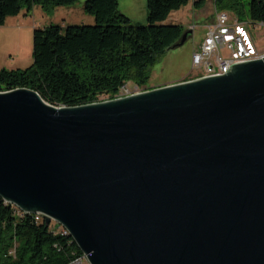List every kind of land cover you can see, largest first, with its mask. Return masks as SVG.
Masks as SVG:
<instances>
[{"label":"water","instance_id":"1","mask_svg":"<svg viewBox=\"0 0 264 264\" xmlns=\"http://www.w3.org/2000/svg\"><path fill=\"white\" fill-rule=\"evenodd\" d=\"M225 73L76 108L0 93V198L88 264H264V58Z\"/></svg>","mask_w":264,"mask_h":264},{"label":"trees","instance_id":"2","mask_svg":"<svg viewBox=\"0 0 264 264\" xmlns=\"http://www.w3.org/2000/svg\"><path fill=\"white\" fill-rule=\"evenodd\" d=\"M82 0H0V29L23 10L52 13ZM206 0H146L147 26L133 25L119 0H86L92 26H49L33 32V63L0 69V93L28 89L56 107L76 108L114 100L125 87L150 90L151 71L185 30L166 24L173 12ZM241 23L264 25V0H215ZM104 102V101H103ZM39 218V220H37ZM83 254L64 230L41 216L25 214L0 198V264H71Z\"/></svg>","mask_w":264,"mask_h":264},{"label":"rangeland","instance_id":"3","mask_svg":"<svg viewBox=\"0 0 264 264\" xmlns=\"http://www.w3.org/2000/svg\"><path fill=\"white\" fill-rule=\"evenodd\" d=\"M85 2L86 0H82L71 7H59L52 13H46L41 7L36 6L30 11L23 10L17 17L8 18L0 29V69L16 70L31 66L35 29L49 26L65 28L94 25V18L84 12ZM119 4L121 11L126 10V16L131 19L133 25L147 26L146 0H119ZM216 8L215 0H206L205 6L200 10L195 9L193 2H190L188 6L171 14L166 24L182 26L185 32L190 34L184 46L168 51L152 69L149 88L154 89L156 86L178 81L182 77L187 81L199 77L198 72L192 70V56L198 51L209 26L213 23ZM226 13L233 16L231 11L227 10ZM251 28L256 45L264 52V25H252ZM133 90L134 87L125 86L118 98H122L125 92L130 93ZM103 101L109 100L104 97ZM52 229L62 231L63 228L52 221Z\"/></svg>","mask_w":264,"mask_h":264},{"label":"built area","instance_id":"4","mask_svg":"<svg viewBox=\"0 0 264 264\" xmlns=\"http://www.w3.org/2000/svg\"><path fill=\"white\" fill-rule=\"evenodd\" d=\"M251 27L249 23H241L226 12L216 13L214 23L209 26L202 44L192 56L195 68L199 69V78L191 80L226 75L225 72L230 69V66L262 60L264 52L251 55V48H255L256 43ZM147 91L149 90H137L135 86L133 91L124 93L122 98ZM71 264L88 263L83 255Z\"/></svg>","mask_w":264,"mask_h":264},{"label":"crops","instance_id":"5","mask_svg":"<svg viewBox=\"0 0 264 264\" xmlns=\"http://www.w3.org/2000/svg\"><path fill=\"white\" fill-rule=\"evenodd\" d=\"M119 9H120V4H119ZM126 11V10H125ZM125 11H121V9H120V12L121 13H124L125 15H127L126 13L127 12H125ZM216 13H218V12H216ZM214 21H215V19L213 20V23H214ZM212 23V24H213ZM211 24V25H212ZM185 77H182L181 79H179L178 81H173V82H169V83H166V84H164V85H161V86H156V88H160V87H165V86H169V85H174V84H178V83H181V82H184V81H187L186 79H184ZM155 89V88H154Z\"/></svg>","mask_w":264,"mask_h":264},{"label":"bare ground","instance_id":"6","mask_svg":"<svg viewBox=\"0 0 264 264\" xmlns=\"http://www.w3.org/2000/svg\"><path fill=\"white\" fill-rule=\"evenodd\" d=\"M258 52H262L259 47L256 45L255 43V48H251V55H258ZM192 70L193 72L194 71H197L198 74H199V69H196L195 68V62H192ZM199 78V77H198ZM127 90V89H126ZM128 92V91H127ZM126 93V92H125ZM118 98V97H117ZM118 99H121V98H118ZM63 230V229H62ZM65 232V231H64ZM66 233V232H65Z\"/></svg>","mask_w":264,"mask_h":264}]
</instances>
